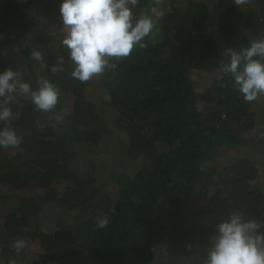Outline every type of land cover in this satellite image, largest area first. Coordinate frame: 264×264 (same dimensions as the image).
<instances>
[{
	"label": "trees",
	"instance_id": "1",
	"mask_svg": "<svg viewBox=\"0 0 264 264\" xmlns=\"http://www.w3.org/2000/svg\"><path fill=\"white\" fill-rule=\"evenodd\" d=\"M157 1L139 0L134 11L155 15ZM176 1H166L145 48L82 83L67 62L63 72L49 70L66 55L59 0H0V70L21 71L33 87L45 76L60 92L49 112L11 103L22 141L0 150V258L155 264L161 247L163 264H200L228 212L264 221V193L252 186L258 166L245 157L264 155L255 131L257 120L264 127V109L244 102L221 70L226 48L264 35V0L241 8L210 0L214 14L204 1ZM33 49L43 65L30 58ZM88 88L103 101L88 100ZM186 208L204 220L184 219ZM45 210L60 216L49 217L51 232L36 230ZM98 216L109 218L106 228L96 229ZM21 237L27 244L16 255L11 242Z\"/></svg>",
	"mask_w": 264,
	"mask_h": 264
},
{
	"label": "clouds",
	"instance_id": "2",
	"mask_svg": "<svg viewBox=\"0 0 264 264\" xmlns=\"http://www.w3.org/2000/svg\"><path fill=\"white\" fill-rule=\"evenodd\" d=\"M138 3L139 0H59V43L66 55L57 56L49 70L63 72L67 62L71 78L83 83L115 68L112 61L128 57L136 48H145V38L153 34L163 13L137 14L134 10ZM232 3L241 8L248 0ZM223 56L221 70L230 75L231 87L244 102L252 103L264 96V35L247 46L226 48ZM30 58L43 65L39 50L33 49ZM59 94V88L45 76L33 87L21 71L10 67L0 70V150L16 148L22 141L11 125L19 115L12 102L28 101L36 110L49 112L56 107ZM109 222L107 216H98L95 227L104 229ZM214 229L200 264H264V221L247 218L234 209L216 221ZM26 244L24 238H16L11 249L19 255ZM185 247L191 249L192 245ZM0 264H16V260L0 258Z\"/></svg>",
	"mask_w": 264,
	"mask_h": 264
},
{
	"label": "rangeland",
	"instance_id": "3",
	"mask_svg": "<svg viewBox=\"0 0 264 264\" xmlns=\"http://www.w3.org/2000/svg\"><path fill=\"white\" fill-rule=\"evenodd\" d=\"M159 3L157 7H155L157 5V2H161ZM166 1L167 0H158L154 5H153V1L151 3H147L146 7L150 8V6H152V11L155 10H159V13L162 12L163 10H166ZM178 1V0H177ZM176 1V2H177ZM186 0H179L176 3V6H184ZM194 1H204L205 3L208 4V7L210 8V12L212 14H214V12L216 11V5L213 2H210V0H194ZM155 2V1H154ZM213 11V12H212ZM202 77L196 75V80H200ZM203 80V79H202ZM88 95L87 98L88 100L92 101V102H100L103 101L102 97H101V92L98 89H90L88 88ZM253 108H257L256 105H259L261 107H263L264 109V96L263 97H258V99L256 101H254L253 103H251ZM264 112V110H263ZM258 120L255 121V131L258 137H262L264 138V127L262 128L261 126H258ZM10 155H13V152L9 153ZM231 153L227 154L226 157L224 158V161H228L231 160ZM247 159H249L251 162H253L254 164H256L257 167V179L256 182L252 184V186H256V188H258L260 191H262V193H264V165L261 163H264V155H259V154H255V153H250L247 152L246 156ZM235 159H232V161ZM74 168V166H72ZM135 164L134 165H130V166H126V174L129 175L133 170L135 171ZM46 213L41 215V217H39L38 223H37V228L36 230H38L39 232H51V230H53V224L50 223V221L48 220L49 217H51L52 219L55 218V214L52 210H45ZM184 215V219H198V220H204L203 216H201L200 214H198V208L193 209V208H186L184 209L183 212ZM71 216V215H70ZM56 217H60V216H56ZM54 220V219H53ZM35 229V228H34ZM29 230L27 232V234H30ZM33 250L36 249V246L32 247ZM163 249L161 247H158L155 251H154V255L156 258L155 264H163L164 263V255H162Z\"/></svg>",
	"mask_w": 264,
	"mask_h": 264
}]
</instances>
